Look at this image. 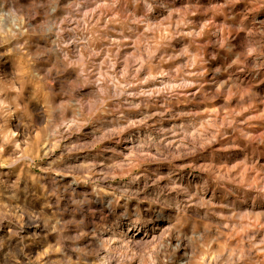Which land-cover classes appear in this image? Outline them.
<instances>
[{
  "label": "rangeland",
  "instance_id": "rangeland-1",
  "mask_svg": "<svg viewBox=\"0 0 264 264\" xmlns=\"http://www.w3.org/2000/svg\"><path fill=\"white\" fill-rule=\"evenodd\" d=\"M225 4L0 0V264H96L109 247L123 264H264V69L237 60L246 33ZM156 180L194 221L170 259L155 253L170 227L151 214ZM137 207L146 228L123 219Z\"/></svg>",
  "mask_w": 264,
  "mask_h": 264
},
{
  "label": "clouds",
  "instance_id": "clouds-1",
  "mask_svg": "<svg viewBox=\"0 0 264 264\" xmlns=\"http://www.w3.org/2000/svg\"><path fill=\"white\" fill-rule=\"evenodd\" d=\"M244 2L246 8L250 9V11L235 12L233 9L234 0H226L225 10L222 11L226 22L233 21L231 27L234 32L239 29L246 33L244 39L245 50L239 53L237 60L245 61L250 66V71L256 73V76L253 77V79H256L260 75L261 70L264 69V20L258 19L256 16V11L258 9L264 8V0H244ZM19 35V32H5L3 34V42L5 44H8L11 40H17ZM213 46H219L218 40L214 42ZM21 50V46L18 42L11 48V52L13 53V55H18ZM224 51L225 53L232 52V45H230L227 41L225 42ZM249 56L252 57L251 61L248 60ZM206 62L207 61H205V63ZM215 71L217 73L221 71L228 72L229 76L235 74V70H229V67L227 65L223 68L218 67L215 69ZM7 114L8 113L6 110L5 115ZM52 135L53 133H48L49 137H51ZM55 135L59 137L60 135H62V133L57 130L55 132ZM209 142L210 141L205 140V143ZM141 147H143V145H141ZM198 147L199 146H188L186 151H177L170 154L161 153L157 158L166 161L169 164H172V161L177 160L182 156L194 154L198 150ZM181 148L183 149L185 148V146L181 145ZM132 179L136 180L138 179V177H132ZM149 179L150 177H145V185L148 184ZM166 179H168L169 182L172 183L171 177H167ZM154 183L156 185V188L153 191L157 194L148 201L151 209V214L153 217H165L170 220V227L166 230L165 238L158 239L155 242V253L163 252L165 258L170 259L171 252L167 248L168 238L171 237L177 240L176 247L180 246V241L182 238L187 239L191 243L192 237L188 236V231H192L194 221L191 216L184 215L185 208L177 204L175 198L169 195V189L167 187H162L159 184V180L154 181ZM142 191V189H138L136 192L125 190L121 195L126 201L129 199H138ZM145 195L149 194L145 193ZM153 205H155L156 207H152ZM165 209H179V211H177L176 213L174 223L171 222V215L165 216ZM142 212H144V210L137 207L135 212L129 211L128 215L123 217V219L131 220V217L135 216V219L131 220V226L134 228L137 226L146 228L147 224L145 223V220L141 218ZM145 216L147 217V213L145 214ZM193 235H195L194 232ZM131 258L132 257L129 255L128 250L109 247L105 251L104 256H99V254H97L96 264H108L109 260H115L117 264H123L126 259ZM152 264H157V261L153 259Z\"/></svg>",
  "mask_w": 264,
  "mask_h": 264
},
{
  "label": "bare ground",
  "instance_id": "bare-ground-1",
  "mask_svg": "<svg viewBox=\"0 0 264 264\" xmlns=\"http://www.w3.org/2000/svg\"><path fill=\"white\" fill-rule=\"evenodd\" d=\"M167 228V227H166Z\"/></svg>",
  "mask_w": 264,
  "mask_h": 264
}]
</instances>
